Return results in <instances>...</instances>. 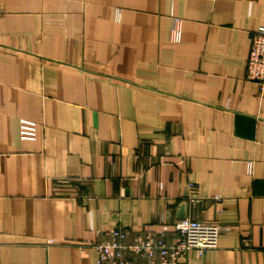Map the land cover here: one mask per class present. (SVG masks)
I'll return each mask as SVG.
<instances>
[{"label": "crops", "instance_id": "1", "mask_svg": "<svg viewBox=\"0 0 264 264\" xmlns=\"http://www.w3.org/2000/svg\"><path fill=\"white\" fill-rule=\"evenodd\" d=\"M263 25L264 0H0V264L188 216L221 233L187 264H264Z\"/></svg>", "mask_w": 264, "mask_h": 264}, {"label": "built area", "instance_id": "2", "mask_svg": "<svg viewBox=\"0 0 264 264\" xmlns=\"http://www.w3.org/2000/svg\"><path fill=\"white\" fill-rule=\"evenodd\" d=\"M177 23L175 39L181 35L180 22ZM251 37L246 77L264 91V25L252 31ZM31 133L29 127L28 134ZM175 229L178 238L168 241L151 231L131 234L128 229L114 228L106 233L103 240L84 247L96 251L99 264H138L139 258L145 259L146 264H187L191 251L196 250L202 255L218 246L219 224L204 223L188 216L177 220Z\"/></svg>", "mask_w": 264, "mask_h": 264}]
</instances>
